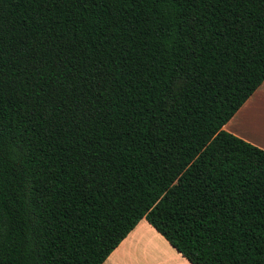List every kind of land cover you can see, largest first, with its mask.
Wrapping results in <instances>:
<instances>
[{
    "label": "trees",
    "instance_id": "16d2710c",
    "mask_svg": "<svg viewBox=\"0 0 264 264\" xmlns=\"http://www.w3.org/2000/svg\"><path fill=\"white\" fill-rule=\"evenodd\" d=\"M263 80L264 0H0V264H102L141 219L264 264V151L221 129Z\"/></svg>",
    "mask_w": 264,
    "mask_h": 264
},
{
    "label": "crops",
    "instance_id": "0c3cea01",
    "mask_svg": "<svg viewBox=\"0 0 264 264\" xmlns=\"http://www.w3.org/2000/svg\"><path fill=\"white\" fill-rule=\"evenodd\" d=\"M221 129L264 151V80ZM102 264H189L144 219Z\"/></svg>",
    "mask_w": 264,
    "mask_h": 264
}]
</instances>
